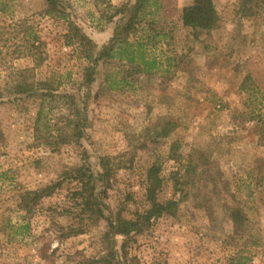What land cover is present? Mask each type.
<instances>
[{"label": "rangeland", "instance_id": "1", "mask_svg": "<svg viewBox=\"0 0 264 264\" xmlns=\"http://www.w3.org/2000/svg\"><path fill=\"white\" fill-rule=\"evenodd\" d=\"M60 1L67 21L46 15L44 0H0L8 5L0 12V264L125 262L121 236L109 242L116 259L108 257L106 220L60 239L78 224L63 211L74 184L66 181L33 214L19 206L21 194L60 181L69 169L98 177L103 158L113 166L109 181L97 182L107 218L133 219L144 210L153 166L162 180L159 201L179 200L176 216L154 220L129 243L128 263L264 264V122L245 121L253 110L264 118V0H213L217 26L197 36L182 21L195 0H153L129 33L138 0ZM67 22L93 41L94 53L118 31L142 45L155 69L118 59L90 64L67 44ZM31 42L40 46V66L16 56ZM33 83V91L20 92ZM43 83L52 84L46 100ZM41 109L49 129L40 123L39 139ZM68 119L82 122L83 135L55 146ZM167 122L170 135L159 138ZM234 212L241 222L233 223Z\"/></svg>", "mask_w": 264, "mask_h": 264}, {"label": "trees", "instance_id": "2", "mask_svg": "<svg viewBox=\"0 0 264 264\" xmlns=\"http://www.w3.org/2000/svg\"><path fill=\"white\" fill-rule=\"evenodd\" d=\"M46 4L45 14L56 19H62L67 21V13L66 7L60 0H44ZM153 0H138L137 3L132 7V12H134L125 28L124 31H131L136 25L139 14H143L146 6L152 3ZM156 4V2H153ZM111 7V6H110ZM8 8L7 4H0V12H6ZM182 21L186 28H190L192 32L197 36L199 33H205L212 31L218 23V16L215 11V7L213 4V0H195L192 6H189L183 10L182 13ZM67 34L66 41L68 45H77L80 50V54L82 57L87 60L90 64H97L101 60H122L126 61L129 64H136L147 72H151L155 69L156 62L155 60H150L146 58L145 52L141 49L142 45L135 46L134 43L129 42V39L122 38L118 31L115 32L113 38L110 42L105 45L100 52H95V44L92 40H90L85 34L82 33L81 29L76 26L72 22H67ZM23 52L15 50L17 57H32L34 59L35 65L40 66L44 58L42 54L39 52L40 46H36L35 42H31L28 44L27 48H24ZM27 51V52H25ZM140 68V69H141ZM32 70H26V73H31ZM25 73V74H26ZM24 74V73H23ZM94 74V66L87 68V76L86 82L90 83L93 80L92 75ZM249 78H246L243 81L242 89L246 90L248 86ZM108 83V80H107ZM52 84L43 83L42 86L45 87L44 93H41L40 96L43 100L51 96L50 88ZM109 87L112 88L114 85H117L115 82H109ZM20 92L27 93L34 90V83L29 85H20L18 86ZM24 88V90L22 89ZM264 99V94H261ZM1 97V94H0ZM71 100V105L76 107L75 98L73 96H69ZM251 99V98H250ZM253 103V102H252ZM246 116V115H245ZM46 114L41 109L37 113V118L35 121V132L37 134V138L40 139L41 130L39 125L43 121L45 122L44 130L49 129L48 123H46ZM245 121L254 122H264V118H262L259 114L256 115V112L253 110L247 117ZM66 127L68 128L66 131H62L56 137V142H54L55 146L59 144L72 142L74 140H79L83 135L82 132V122L79 119H68L66 121ZM173 124L170 122L165 123L158 137L165 139L170 135ZM40 134V135H39ZM42 139V138H41ZM45 144H52L50 139L45 136L44 138ZM53 145V144H52ZM191 163V162H190ZM193 165L190 164L189 169L192 168ZM195 168V167H193ZM159 168L153 166L148 171L146 186H145V198L147 206L142 211H138L134 214L133 219H125L119 213L117 216L112 218H107L105 214L106 205L103 204V201L99 198L97 193V182L98 181H109V178L113 172V166L106 159L101 160V171L98 174V177L94 174L92 170L89 168H73L64 172L61 176V180L48 185L42 189L33 191V192H25L21 194L19 198V206L20 208L28 215L33 214L35 209L41 204V202L45 198L52 197L56 191L60 190L63 184L68 181L71 184H74L70 201L71 204L69 208H65L64 213L67 214L78 222L77 226H73L68 230L62 229V234L60 239H68L72 236H78L84 234L90 225L98 223L101 220H106L107 228L104 234L105 244L107 246V250L109 251L108 257L111 256L110 259L115 260L117 257V253L112 250V246L109 243L111 239L121 236L124 238V244L121 246V254L125 262L119 264H133L128 263L127 260V247L131 241H133L134 237L142 234L146 230H148L152 226V222L161 218L164 215L174 217L179 209V200L171 199L165 202L159 201L158 194L160 193L162 180L159 178ZM188 184L185 180L184 182H177V190L178 187ZM231 217H233V223L241 222V215L238 212L232 213ZM244 220V217H243ZM107 259L98 261V264H112L111 262H107ZM119 262V261H118ZM96 264V263H93Z\"/></svg>", "mask_w": 264, "mask_h": 264}]
</instances>
